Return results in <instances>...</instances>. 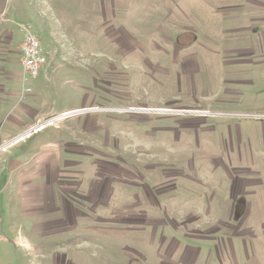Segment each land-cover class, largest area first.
<instances>
[{
    "label": "rangeland",
    "instance_id": "1",
    "mask_svg": "<svg viewBox=\"0 0 264 264\" xmlns=\"http://www.w3.org/2000/svg\"><path fill=\"white\" fill-rule=\"evenodd\" d=\"M0 82L2 264H264V0H0Z\"/></svg>",
    "mask_w": 264,
    "mask_h": 264
},
{
    "label": "crops",
    "instance_id": "2",
    "mask_svg": "<svg viewBox=\"0 0 264 264\" xmlns=\"http://www.w3.org/2000/svg\"><path fill=\"white\" fill-rule=\"evenodd\" d=\"M11 37H10V39H11ZM10 39L8 37L7 40H6V42L10 41L8 44L12 43V41ZM1 70L3 71V75L4 74L6 75V77H7L6 79H7L8 82L16 81L18 79L17 76H16V72H14L13 70H11L9 68L1 69ZM42 70L44 72H46L47 66L46 67L44 66ZM3 84L4 83L0 82V102H4L5 101L4 100V96L7 94V92H5L6 89H4V87L3 88L1 87V86H3ZM26 106H27V108H25V106H24L23 107L24 109H22V111L20 113H18L19 115H22L21 117H15V116L8 117L10 107L8 105H3L2 103H0V145L2 143L10 141L12 138L14 139V137L15 138L20 137L21 135H23L29 129H32V128L34 129L40 124V121L43 118V115H40L37 110H32L30 112V116L26 118L24 114H26V112L29 109H31L30 106H28V105H26ZM77 108H78L77 106H74V107H71V108L69 107L67 109H64V110L60 111L59 113H63V112H66V111L79 110ZM50 112L51 111H49V113ZM79 114H77V115H79ZM77 115H73L71 117H74V116H77ZM51 116L52 115H50V116L48 115L47 117H51ZM48 126L49 125H46L43 129H41V130L38 129V130L34 131L33 133L29 134V136H31L32 134L37 133V132L38 133L39 132H44L45 130H47ZM49 144H51V142L48 141V137L46 136V137L42 138V140L40 141V145L39 146L44 148V147H46V145H49ZM37 145L38 144L35 141H33V143L28 147V151L29 152H34L36 150V147H38ZM58 147H59V145H58ZM19 149H21V148L20 147H15L14 148V152L19 150ZM59 150H60V148L57 149V152ZM15 157L16 156L8 155V154L0 156V166L2 165V163H7V162H9L11 168H16V167L20 166L21 163ZM42 160H43L42 158L38 159V162L36 163L37 167L40 165L41 162L44 163V161H42ZM59 166H61V161H59L58 167ZM37 167H35L33 172L36 173V175L41 176V172L39 171V169H37ZM40 167H41V165H40ZM12 171H14V170H12ZM27 173L28 172L22 174L21 176H16V177L13 178V180L20 181L24 176L27 175ZM55 177L56 176L53 177V182L55 181V179H54ZM57 178H58V176H57Z\"/></svg>",
    "mask_w": 264,
    "mask_h": 264
},
{
    "label": "built area",
    "instance_id": "3",
    "mask_svg": "<svg viewBox=\"0 0 264 264\" xmlns=\"http://www.w3.org/2000/svg\"><path fill=\"white\" fill-rule=\"evenodd\" d=\"M20 29L22 32L21 41V63H22V75L24 79L26 78H36L40 74L41 70L47 63L46 51L41 44L40 39L37 37L34 29L30 23L20 24ZM83 110L66 111L63 112L59 117L68 118L73 115L81 113ZM56 118L48 119L46 123H40L36 128L29 129L23 135L15 138L12 141L2 143L0 145V152H4L8 149L9 145L18 140L24 139L27 135L33 133L38 129H43L46 125L52 124ZM1 239V236H0ZM0 264H2L0 256Z\"/></svg>",
    "mask_w": 264,
    "mask_h": 264
},
{
    "label": "water",
    "instance_id": "4",
    "mask_svg": "<svg viewBox=\"0 0 264 264\" xmlns=\"http://www.w3.org/2000/svg\"><path fill=\"white\" fill-rule=\"evenodd\" d=\"M176 112H181V113H184L185 111H176Z\"/></svg>",
    "mask_w": 264,
    "mask_h": 264
}]
</instances>
